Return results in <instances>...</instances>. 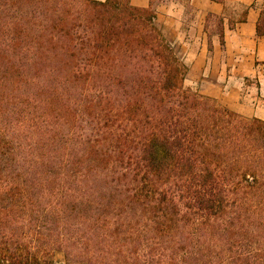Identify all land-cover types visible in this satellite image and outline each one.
<instances>
[{"label": "trees", "instance_id": "16d2710c", "mask_svg": "<svg viewBox=\"0 0 264 264\" xmlns=\"http://www.w3.org/2000/svg\"><path fill=\"white\" fill-rule=\"evenodd\" d=\"M162 1L0 0V264H264V120L185 84Z\"/></svg>", "mask_w": 264, "mask_h": 264}, {"label": "crops", "instance_id": "0c3cea01", "mask_svg": "<svg viewBox=\"0 0 264 264\" xmlns=\"http://www.w3.org/2000/svg\"><path fill=\"white\" fill-rule=\"evenodd\" d=\"M154 24L186 65L187 84L231 111L264 120V0H163ZM61 254L55 264H66Z\"/></svg>", "mask_w": 264, "mask_h": 264}, {"label": "rangeland", "instance_id": "374dc122", "mask_svg": "<svg viewBox=\"0 0 264 264\" xmlns=\"http://www.w3.org/2000/svg\"><path fill=\"white\" fill-rule=\"evenodd\" d=\"M179 59V58H178ZM180 63L184 66V67H186V65L185 64H183L181 61H180ZM185 84L187 85V86H190V87H193V85H191V84H187L186 82H185ZM194 88V87H193ZM215 102H216V100H214ZM218 105H220L218 102H216ZM220 106H222V105H220ZM224 107V106H223ZM226 108V107H225ZM234 112V111H233ZM62 258H63V260H64V262L66 263V260H65V257H64V255H63V253L60 255ZM67 264V263H66Z\"/></svg>", "mask_w": 264, "mask_h": 264}]
</instances>
